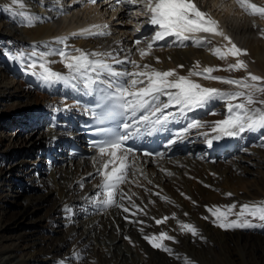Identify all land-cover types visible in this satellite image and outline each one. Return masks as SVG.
Returning a JSON list of instances; mask_svg holds the SVG:
<instances>
[{
    "label": "bare ground",
    "instance_id": "obj_1",
    "mask_svg": "<svg viewBox=\"0 0 264 264\" xmlns=\"http://www.w3.org/2000/svg\"><path fill=\"white\" fill-rule=\"evenodd\" d=\"M24 2L26 7L19 8L11 5V0H0V42H10L11 40L17 42V45H14L15 42H13L15 52L11 51V54L23 52L27 55L34 47L38 51L60 49L63 45L55 43V38L67 36L69 37L68 51L71 47L81 44L97 47V51H101V46L106 43L109 48H112L111 51L119 52L120 58H123L130 54H123L126 49L123 47L131 46L133 31L129 29L130 25L138 22L142 24L145 21L144 16L137 17L132 14L141 7L133 5L130 10H119V17L114 21L116 26L113 28L112 34L88 38L73 37L71 33L80 30L74 29L70 24L80 23L83 17L94 16L92 8L75 9L69 13L71 17L67 15L68 18H66L60 14L58 0H24ZM250 2L264 6V0H250ZM198 3L204 10L215 15L214 19L219 22L220 28L231 37L239 48L247 51L246 56L240 57L248 63L247 71L223 70L227 68L228 64L235 63L236 58L228 56L221 60L210 51L213 47H220L223 50L226 45L222 37L214 35L208 38L212 43L203 47L186 43L185 47L170 44L166 48L156 49L157 42L152 55L145 57L144 60L140 59L135 46L131 49V58L140 61L141 64L151 63L157 69L162 70L177 68L178 65L183 64V68L177 69L180 74H186L199 61L201 67L211 66L221 69L212 73L216 76L239 79L245 77L247 72H251L264 77V36L261 35L264 31V18L245 13L235 3V0H198ZM20 11L30 12L38 16L39 20L35 22L34 26H24L23 18L17 15ZM129 19L132 20L131 24L128 23ZM44 45H48V49ZM139 47H145V45ZM155 57H159L160 63H156ZM49 60L55 61L50 64L55 69L66 71L58 55L50 56ZM9 62L11 67L17 69L18 66L26 71L24 62L13 60H9ZM30 76L32 82L37 84L40 89L63 88L65 92L78 95L76 89L63 84L43 82L44 84L41 85V80L37 76ZM194 79L203 86L224 90L234 89V86L218 81L204 80L200 77H194ZM23 86L20 87V94H14V91L12 94L17 97H27L30 91H28V86L26 89H23ZM48 93L51 92L48 91ZM259 98L264 99V95ZM35 101L36 109L34 110L39 112L38 117L45 115L48 117V112L63 111L66 105L69 106L68 110L71 113H73V108L70 107L74 104L80 108L79 103L73 104L62 101L60 98L47 97L43 90L36 91ZM39 101L41 104H37ZM210 108L211 111L207 116H204V109L207 112ZM34 110L30 108L26 115L30 118L36 117ZM197 114L200 115L199 121L206 123L202 128L189 129L190 135L200 140V142L192 144L190 149L192 154L201 151L200 159L193 158L191 154L186 155L184 159H174L172 162L159 160L153 164L152 159L134 158L135 164L129 169L128 180L121 185V188L132 196V200L137 205L144 209V212H137L135 216H131L115 206L105 209L89 199L97 191H100L97 185L101 183L102 178L96 174V170L100 166L96 163L97 155L92 158V163L87 160L62 163L50 169L51 175L47 177V180L25 185L26 188H36L37 193L23 194L22 191L20 193L22 186L19 185V182L13 184L10 178V175L13 176L14 172L18 170L11 169L12 171L2 173L3 169L0 167V184L3 183L5 191V199L0 202V220H2V214L7 211L6 207L13 202L18 209L15 215L10 218L13 220L10 227L16 229L22 222L32 223V226L24 234L15 235L14 242L9 246L1 243L3 238L1 233L10 228L0 225V264H58L61 260H65L66 264H185L186 257L195 261L196 264L198 260H215L223 262V264H264V228L221 229L213 223L215 218L205 207L236 203L235 211H238L241 204L264 201V178L262 176L251 178V180L244 178L248 170L245 165V167L236 166L242 174L237 176L232 169L235 166L231 164H226L227 166L221 169L217 165L220 162L216 164L207 162L208 153L204 144L209 139L216 140L213 139L215 134L211 133V124L225 118L227 115L225 103L212 101L195 113L190 112L183 121H189ZM177 118L180 119L181 115L179 114ZM38 124H36L35 130L43 131L41 134L42 144L53 148L58 147V144L59 146L64 144L65 137L53 130L50 127V122H47V127L44 128L39 127L40 124L39 126ZM262 131L264 129L246 131L238 138L245 141L249 136L253 134L258 136ZM201 133H203L202 136H199ZM55 136L58 138H54ZM259 145L264 152V145L262 143ZM42 148L37 150L39 157ZM35 149L31 148L29 153L33 154ZM173 162L175 164H172ZM32 164L25 169L28 172L27 178L41 173V168ZM249 165L264 167V154L255 161H249ZM42 169L46 174L45 168ZM19 172L24 173V170L21 169ZM90 173L92 175H89ZM18 178L21 180L20 176ZM12 189L17 191V199H10L7 190ZM133 193L135 195H132ZM227 193L233 195L228 196ZM163 197H167L168 200L166 201ZM7 198L9 201L6 200ZM116 199L131 208V203L127 199L120 201L119 196ZM66 207L71 208V212L66 211ZM75 207L79 210L76 211ZM38 209H45V212L39 220H35L33 215ZM173 214H175V218H172ZM125 216H128L129 219L126 220ZM205 216L209 218L204 219ZM164 217H169L165 223L159 225L155 223L156 219ZM134 221H143L144 223ZM180 222L192 223L199 229L200 235L192 236L189 233L181 232ZM161 231H166L176 238L175 243L164 241V244L172 249L171 254L153 248L144 239L145 235H158ZM125 237L129 239H125ZM132 241L136 244L135 248L132 246ZM74 253H79L82 259H75ZM199 263L202 264L201 261Z\"/></svg>",
    "mask_w": 264,
    "mask_h": 264
},
{
    "label": "snow or ice",
    "instance_id": "obj_2",
    "mask_svg": "<svg viewBox=\"0 0 264 264\" xmlns=\"http://www.w3.org/2000/svg\"><path fill=\"white\" fill-rule=\"evenodd\" d=\"M90 2L95 4L96 0H90ZM118 2L121 5H140L141 7L132 14L137 17H146L143 23L150 24L156 29L151 38H138L134 41L141 60L152 55L154 45L166 38H173V42L180 47L187 46L185 42L188 41L196 47H203L211 44L212 41L200 34H211L222 37L226 42L223 50L220 47L210 49L215 56L221 60L228 56L236 58L235 63L228 64L223 70L247 71L248 63L240 58L246 56L247 51L239 48L232 41L209 12L202 10L198 0H118ZM235 3L245 13L264 18V6H258L250 0H235ZM11 5L19 8L26 7L24 0H11ZM17 15L23 18L22 23L28 27L34 26L39 20L38 16L30 12L20 11ZM128 23L131 24L132 20L129 19ZM141 26L138 22L134 30L139 32ZM110 34V25L104 23L93 24L79 32L71 33V36L88 38ZM261 35L264 36V31ZM68 39L67 36L55 38V43L63 45L60 49L38 51L34 47L27 55L17 52L9 54L8 58L24 62L26 71L47 84H63L83 91L93 98L91 101L93 116L100 125L95 131L103 136L102 139L93 142L98 152L95 158L96 163L100 165L96 174L102 179L97 185L100 191L89 199L105 209L115 206L131 216H135L137 212H144V209L132 200V196L121 188V185L128 180L129 169L134 166L136 155L134 148L126 146V142L144 134H151L156 126L174 120L176 113L167 111L168 109L176 108L180 115H185L187 111L203 108L212 101L224 102L227 115L211 124V133L215 134L213 139L216 140L224 136L237 137L246 131L264 129V99L259 98L264 95V77L262 76L251 72H247L245 77L239 79L216 76L212 73L221 69L211 66L201 67L199 61L186 74H180L177 69L183 68V64L168 70L157 69L151 63L141 64L140 61L132 59L131 50H129L130 54L123 58H120V53L115 50L100 52L75 48L73 51H68ZM141 44L145 47H139ZM44 47L48 49V45ZM54 55L60 57V62L67 69L66 74L55 71L50 66L55 61H50L49 57ZM155 61L160 63L159 57H155ZM126 65L131 67H119ZM194 77L218 81L234 86V89L224 90L203 86ZM68 107L66 105L65 110ZM205 123L193 120L184 131L202 128ZM207 143L211 146L212 139H209ZM143 155L151 156L152 153L144 152ZM130 157H133L132 163H129ZM117 196L120 201L127 199L131 203V208L119 202L116 199ZM163 199L168 200L167 197ZM205 207L215 218L213 223L221 229L264 228V201L241 204L238 211H235L236 203ZM65 210L71 212V208L66 207ZM233 216L235 218H230ZM172 218H175V214ZM125 219L129 217L125 216ZM168 219L169 217L156 219L155 223L159 225ZM134 222L144 223L143 221ZM179 227L181 232L192 236L200 235L199 229L192 223L180 222ZM125 239L129 238L125 237ZM144 239L153 248L161 249L169 254L172 253V249L166 246L164 241L176 242V238L166 231H161L158 235H145ZM73 256L75 259H82L79 253H74ZM58 264H66V262L61 260ZM185 264H196V262L186 257Z\"/></svg>",
    "mask_w": 264,
    "mask_h": 264
},
{
    "label": "rangeland",
    "instance_id": "obj_3",
    "mask_svg": "<svg viewBox=\"0 0 264 264\" xmlns=\"http://www.w3.org/2000/svg\"><path fill=\"white\" fill-rule=\"evenodd\" d=\"M13 42L15 41L11 40L10 42H0V57H5L8 59V55L11 54V51L15 52L14 45H17V42H15L14 45ZM10 74L12 76L7 75L4 70L3 72L0 71V162L2 164L0 167H2L3 169L2 173L12 171L11 169L18 170L14 172L13 176L10 175V178L12 179L13 184H18L19 182V185L22 186V188L19 186L22 189L20 190V193L21 191L23 192V194L37 193L38 191L36 188H26L25 185H29V183L31 182H43L44 180H47V177L51 175V172L48 171V169H46V174L42 169L43 167L45 168L46 164L42 160L41 152L47 146L46 144H42L41 141V134H43V131L41 130L42 132H39L38 129L35 130V126H37L36 124L39 123L40 126L39 124L38 126L44 128L47 122L41 124L40 120L43 116L38 117L39 112H36V110H34L36 109L35 95L36 91L38 92L37 89H39L38 85L35 84V87H33L30 83H28L24 79H21L20 76L15 78L12 73ZM20 84L24 85L22 87L23 89H26V87L28 86V91H30V93L27 97H17L12 94L13 91L15 92L14 94H20ZM47 93L48 92H46V94ZM50 98L54 97L51 96ZM39 103L41 104L40 101L37 104ZM30 108L35 111V113H33L34 115H36V117L30 118L26 115L27 111H29ZM23 115L24 117H21ZM45 117L47 116L45 115ZM248 139L250 140V142H257L255 144L250 143L249 145H247V149H244L238 155L234 156V159H229V161L227 160L226 162H221L219 163L220 165H217L221 169L225 168L229 164L235 166L232 169L234 170V172H236L237 176H240L242 174L240 170H237L236 166H246L245 168H248V170L246 171V175L244 178H247L249 180H251V178H257L261 176L264 178V167H256L249 165V161H255V159L264 154V152L262 151L263 149L260 148L261 145H259L261 143L262 145H264V131L260 132L258 136L256 134H253L249 136L247 140ZM31 148H36L33 154L29 153ZM39 148H42L40 152V157L39 153L37 154V150ZM31 164L38 165L39 169L41 168V173L27 178L28 172L25 171V169ZM21 169L24 170V173L19 172V170ZM18 176H20L21 180H19ZM23 177L25 178V180ZM3 188L4 187L2 183L0 184V202H3V200L5 199V191L3 190ZM12 190H7L8 194L10 195V199H17V191H14V189ZM6 200L9 201V198H7ZM6 208L7 211L2 214V220H0V225L2 224L6 228L9 227L10 229H6L4 232L1 233V235H3L1 243L3 245L9 246L12 242H14V237H16L15 235H18L19 233L24 234L25 231H27L29 227L32 226V223L22 222L20 226L16 227V229H12L10 226L13 224V220H11L10 218L15 215L18 208L17 205H15L13 202L9 204V206H7ZM75 210L77 211L79 210V208L75 207ZM44 212L45 209H38V211L35 210V213L33 215L34 219L39 220L40 216H43ZM132 246L134 248L136 247V244L133 241ZM200 261L202 262V264H223V262L220 263L215 260H198L197 264H201L199 263Z\"/></svg>",
    "mask_w": 264,
    "mask_h": 264
}]
</instances>
